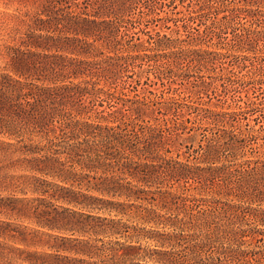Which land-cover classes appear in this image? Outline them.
<instances>
[{
	"label": "trees",
	"instance_id": "obj_1",
	"mask_svg": "<svg viewBox=\"0 0 264 264\" xmlns=\"http://www.w3.org/2000/svg\"><path fill=\"white\" fill-rule=\"evenodd\" d=\"M32 3L36 9L27 8L7 15L18 22L22 32L17 45L7 46L14 53L11 70L17 77L3 76L0 72V102H3L4 77V82L6 79L13 82H6L7 88H14L11 91L24 102L41 95L33 89L36 87L45 97H70L76 92L101 104L107 103V114L111 118L102 117L103 122L77 118L85 110L84 105L57 111L53 108L54 112L46 111V118L41 117L40 121L62 133L69 129V139L80 134H99L104 144L111 143L106 146L110 153L103 159L98 156L95 166L90 160L92 166H86L88 169H102L99 165L111 167L113 165L107 161L111 160L118 167L122 176L103 177L97 188L100 191L134 200L144 199L167 211L181 208L180 217L178 213L165 216L150 208L144 218L145 222L172 229L158 234L162 244L171 248L157 251L155 261L158 264H219L217 259L222 260V257L223 264H239L241 259L249 264H253L250 259L261 264L264 248L257 254L251 249H241V245L253 239L262 242L264 237L261 232H258L261 237H257L248 223L264 224V210L258 208L257 211L252 206L264 204V142L259 141L264 138V132L261 134L249 123L256 112L264 121V103L231 102V105L227 102V108L217 110L198 106V102L197 105L170 100L149 102L136 88L140 78L128 81L125 72L130 67H138L139 71L132 73L139 76L145 70L142 64L153 66L159 71L163 86L178 88L175 86L190 84V77L204 76L198 72L205 69L213 80L203 86L213 85L211 91L218 99L243 98L241 93L244 92L245 98L250 100V91L264 93V0H238L232 4L228 0H32ZM72 5L83 10L75 12ZM178 5L184 6L185 11L178 9ZM88 7L92 14L86 12ZM163 28L170 33L162 32ZM0 31H3V10H0ZM90 39L113 54H107L99 62L87 60L79 65L86 69L94 65L97 70L92 75L109 87L87 90L75 84L54 87L34 82L43 80L37 74L43 65L54 63L47 53L50 49L86 56L102 55L90 50ZM0 56L3 57V41ZM201 90L205 88L194 91L199 98L201 93L208 95ZM188 97L189 94L182 98ZM155 109L165 116L162 123L136 118ZM171 115L182 119L171 122ZM190 116L194 123L205 121L209 127L208 133L202 135V143L197 145L199 150L194 158L197 163L180 162L160 154V150L168 152L172 146L169 142L160 144V139L167 137V133L185 129ZM127 132L145 139L144 142L131 146L124 138ZM78 161L81 162V158ZM171 181L183 182L179 184L181 190H185L183 194L159 188V184L168 186ZM155 183L156 189L146 188ZM193 184L199 191L212 195L223 193L236 201L229 206L219 201L212 200L210 204L205 201L203 208L199 197L184 194ZM176 203L180 206L173 208Z\"/></svg>",
	"mask_w": 264,
	"mask_h": 264
},
{
	"label": "rangeland",
	"instance_id": "obj_2",
	"mask_svg": "<svg viewBox=\"0 0 264 264\" xmlns=\"http://www.w3.org/2000/svg\"><path fill=\"white\" fill-rule=\"evenodd\" d=\"M237 1L228 0L230 4ZM27 8L36 9L37 7L33 5L32 0L28 2L0 0V10H3V31H0L3 57L0 56V72H3V76L10 74L17 77L11 70L14 53L8 50L7 46L8 44L17 45L16 40L22 32L18 22L7 15L17 14L18 11L22 12ZM164 8L167 10L166 6ZM71 9L77 12L82 11L83 7L76 8L72 5ZM178 9L185 11V7L181 5H178ZM89 10L91 8L88 7L86 12L92 14ZM160 14L163 15V13ZM89 18L92 17L89 16ZM162 32L170 33V30L163 28ZM140 36L146 37L143 34ZM89 41L90 50L99 51L102 55L86 56L50 49L47 53L54 63L51 66L43 65L37 73L43 80H34V82L39 86L54 87L75 84L74 86L87 90L109 87L92 75L93 71L97 70L94 65H92L93 69H86L87 67L83 68L79 65L80 62H87V60L99 62L107 54H113L104 49L99 42L91 41V39ZM146 66V64L141 65V68L145 70L139 76L132 72L137 73L140 68L130 67V70L128 68L129 71L125 72L128 77L125 78L131 81L139 77L140 84L136 88L140 96L145 95L149 102H169L170 100V102H188L193 105H197L196 102H198V106L217 110L227 108V102L231 105V102H239L242 105L243 102L264 103V93L260 90L254 93L250 91V100L245 98L244 92L241 93L243 98L235 100L214 97L211 91L213 85L203 86V83L209 84L213 80L205 69L201 72L196 71L204 76L190 77V84L185 82L184 85L175 86L178 88H170L161 84L159 79L161 75L156 67ZM4 80L3 77V102H0V264H111L112 262L120 264L122 261L124 264H158L155 261L156 252L168 250L171 247L162 244V240L157 236L159 233H168L167 231L172 229L162 224L145 222L144 218L150 213V208L156 209L159 214L165 216L178 213L180 217L183 215L181 208L180 211H167L165 208L151 205L144 199L134 200L125 195H112L100 191L97 188L103 177L122 176L118 167L111 160H107L113 165L111 167L99 165L102 169L107 168L104 169L105 171L93 167L88 169L86 166H92L89 160L95 166L98 156L103 159L107 152L110 153L106 146L108 147L111 143L108 141L104 144L99 134L95 136L80 134L74 139H69L67 136L71 135L69 129H64L62 133L57 128L51 129L50 124H43V120L40 121L41 117H45L46 111L54 112L53 108L57 111L59 108L65 109L68 106L82 107L84 105L85 110L77 118L90 122H103L102 117L111 118L107 114L109 110L107 103L101 104L91 100V97L86 98V95L80 96L76 92H72L73 95L70 97H45L36 87L33 89L41 95H37V100L31 99L30 102H24L15 96L16 92L11 91L15 90L14 88H7L9 86L6 82H13L9 79H6V82ZM203 87L205 90L201 91L207 92L208 95L201 93L202 97L199 98L194 91ZM188 94L190 97L182 98ZM169 97L173 99H168ZM257 113L259 112L252 116L249 123L263 134L264 121ZM136 118L149 120L151 123L157 121L162 123L165 116L155 109L141 118L140 115ZM190 118L191 121L186 122L187 128L185 126V129L178 130L176 133H167V137L160 139L162 141L160 144L166 142L172 144L170 151L166 152L163 149L160 150V154L180 162L197 163L194 159L199 150L197 145L202 143L204 138L202 135L208 133L209 127L205 121L194 123L193 116ZM181 119L172 115L170 117V121L174 123L180 122ZM124 138L131 146L145 140L139 139L132 132H127ZM259 141L264 142V138ZM246 155L250 156L249 153ZM79 158L81 162L78 161ZM199 164L203 165V163ZM156 184L146 188L154 190ZM179 184L183 182L171 181L169 185H172V188L165 184H159V188L162 191L183 194L185 190H181ZM195 185L193 184L184 194H194L199 197V203L204 204L207 201L210 204L209 201L213 200L219 201L220 204H224L223 206H229L236 201L223 193L212 195L199 191L194 188ZM176 205L180 206L176 203L172 207ZM252 206L257 211H259L258 208L264 210V204ZM202 207L205 208V204ZM248 223L249 228L256 235L258 232L264 233V224L256 221ZM257 237L261 235L258 234ZM247 239L249 240V237ZM261 248H264V237L262 242H256L253 239L252 242L247 241L241 245V249H251L257 254H260ZM125 252H129V255L125 256ZM221 259H217L219 264L224 262L222 257ZM250 262L256 264L251 259ZM261 262L264 264V259H261ZM233 264L237 263L233 262ZM239 264L249 263L241 259Z\"/></svg>",
	"mask_w": 264,
	"mask_h": 264
}]
</instances>
